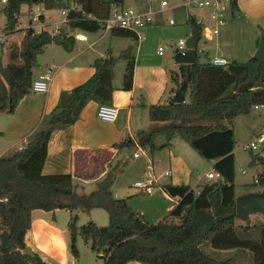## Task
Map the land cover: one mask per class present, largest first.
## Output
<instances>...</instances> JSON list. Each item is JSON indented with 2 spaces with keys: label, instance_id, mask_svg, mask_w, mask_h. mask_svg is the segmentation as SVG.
<instances>
[{
  "label": "trees",
  "instance_id": "obj_1",
  "mask_svg": "<svg viewBox=\"0 0 264 264\" xmlns=\"http://www.w3.org/2000/svg\"><path fill=\"white\" fill-rule=\"evenodd\" d=\"M67 22L56 34L48 30L35 31L24 28V36L17 52L11 54L13 62L4 65L0 57V114H12L20 100L30 92L38 56L49 44L71 51L75 44L74 30L86 33L102 31L94 18L107 16L112 6L124 0H67ZM43 4L46 9L60 8L62 0H6L1 11L5 16V29H16L22 5ZM68 3L65 5L67 6ZM236 7L232 3V9ZM89 15L91 17H89ZM43 18L42 15H39ZM186 25L191 35L202 38V26L188 16ZM112 35L131 37L134 32L115 28ZM202 51V50H201ZM204 57L208 52L202 51ZM117 59L125 60L122 88L132 86L134 55L128 46L114 57L110 51L97 57L92 63L93 74L70 91L52 112L43 118L39 127L23 144L22 149L0 157V264H47L40 256L24 253L25 234L30 228L34 209L69 212L67 230L69 249L78 258L77 237L90 244L102 264H234L231 258L216 259L206 254L201 245L217 250H248L252 264H264V223L237 224L235 216L234 154L236 146L234 130L222 123L239 115L248 114L255 105H264V60L251 56L245 62L230 61L225 65H213L210 59L196 58L191 64H179L173 73L174 83H187V95L182 103L171 100L166 104H154L148 108L151 121L168 122L149 133L143 148L153 153L170 145L174 137L186 142L207 161H214L213 169L222 180L197 184L195 192L189 184H165L163 189L170 196H179L168 214L157 223H148L144 216L133 210L129 198H113L111 185L115 173H107L97 188L88 195H76L70 173L43 174L47 144L53 130L73 124L88 101L110 104L113 91L114 65ZM250 82L244 92H238L241 84ZM159 135L166 142L155 145ZM133 142L126 138L115 143L119 149H131ZM251 151V150H249ZM254 162L262 167L254 185L264 186V156L256 153ZM101 208L108 213L107 225L99 226L89 220L78 225L77 212ZM179 218L178 223L168 217ZM258 233L257 239L242 238L238 232Z\"/></svg>",
  "mask_w": 264,
  "mask_h": 264
},
{
  "label": "crops",
  "instance_id": "obj_2",
  "mask_svg": "<svg viewBox=\"0 0 264 264\" xmlns=\"http://www.w3.org/2000/svg\"><path fill=\"white\" fill-rule=\"evenodd\" d=\"M124 1L131 4V0ZM41 5L43 6V4ZM235 5L236 7L230 11L223 26L229 25L233 29L241 17H244V19L259 28V32L256 33L254 38V43H252V52H255L260 38L264 37V0H236ZM1 8L2 6H0V11ZM27 8L29 11L34 8L37 10L36 5H27ZM42 9H44V12L53 10L46 9L44 6ZM1 12L0 27H5V16L1 15ZM44 12L39 10L34 14L42 15L43 18L40 19L49 24L48 28H50L51 23L47 21L48 18ZM170 16L156 17V23L147 27L144 30V34L150 31L149 37L154 35V37L159 39L167 38L171 33L170 29L175 27L177 23L175 20V24L170 25L166 21L167 17ZM24 28L21 21V27L16 28L10 33L6 43L0 44V57L4 65L13 62L11 54L17 52L25 33ZM187 28L190 31V28ZM221 31L220 29L218 35L212 40H206L202 37L198 41L197 47L200 48L198 49L207 51V49L212 48L208 43L215 41L217 44ZM72 33L75 37V44L71 51H66L61 46L55 44H49L45 47L43 53L38 56V67L34 69V77L39 72L49 73L50 80L47 91H30L20 100L12 114H0V139H2L0 141V157L12 153L19 146L23 145L39 127L43 118L49 115L62 99L68 98L71 89L87 80L93 74L92 63L95 58L105 56L107 51H110L114 57H118L120 52L128 46L133 47V39L131 37L112 35L111 31L86 33L74 30ZM183 33L186 34L185 31ZM77 34H82L84 40H78L76 38ZM143 40H134L136 42V45L133 47L134 70L130 89L122 88L123 74L126 66L125 60L120 59L124 61V64H122L123 67L119 66L118 70L117 61L114 65V77L112 81L114 89L110 104L118 109L116 118L114 120L98 118L97 108L99 103L92 100L88 101L82 108L79 118L73 124L52 131L47 144L42 173H70L74 193L76 195H88L97 188L98 183L107 173L114 172L115 178L111 185L112 197H128L129 204L133 210L141 213L148 223H157L168 214L173 205L180 199L179 196H170L166 193L162 188L163 185L189 184L195 192H198L196 186L201 181H214L206 178V173L214 170V161L205 160V162H202L203 160L201 159L203 158L177 136L170 141L169 146L156 149L153 153L143 148V144L149 133L162 126L171 125L168 122L151 121L148 115V108L150 105L166 104L170 100L172 101L178 83H174L171 76L173 73L178 72L179 65L170 58L167 52L164 51L163 54H158L159 46L153 54L149 53L145 46L141 44ZM216 44L213 47L215 49L217 48ZM213 57L224 58L221 55ZM117 72L119 77H116ZM259 109L262 108L255 110ZM259 115L261 116V114ZM239 117L240 115L233 120ZM229 127L233 128L235 134L236 124H231ZM261 132L262 130L257 131L255 135L259 137L263 136ZM249 133L252 134L254 132L249 131ZM253 136L250 139H255ZM126 138H129L133 142L132 148L129 149V152L132 150L131 157L127 155V149L114 147L115 143L122 142ZM165 142V136L159 135L154 143L156 146H160ZM135 153H138L137 157L134 156ZM235 153L234 148V173L236 172L237 164ZM263 153H260V155H263ZM141 157H143V163L146 167L143 169H141V164L134 163ZM195 163L198 166H203L205 165L204 163H207L208 168L202 175L198 176L193 168L197 167ZM248 163L259 165L252 160H249ZM255 169L256 174L252 176L253 183L261 173L262 167L260 169L255 167ZM134 171L137 172V175L139 173L143 175L145 178L144 183H152L153 190L150 194L136 190L131 191L129 187H122L117 183L120 175ZM166 171H169L168 175L165 174ZM241 172L243 173L244 169L241 168ZM136 181L139 180H135L134 182ZM236 182L235 173L236 197L258 192L263 188L259 187L255 190L249 189L245 193H237L238 187ZM244 183L242 182L238 185ZM75 184H78L83 191L77 192ZM60 210L65 209H55L54 211L32 210L30 228L25 234V244L47 264H76L75 261L77 259L71 255L68 247L69 233L67 227L65 225L62 228L57 225V213ZM95 210L96 208H92L89 211H85V213L96 223V218L94 217ZM96 215L98 216L99 214ZM252 215L256 217V225L264 223L259 219L262 215L260 213L250 214V223H252ZM100 217L104 219L103 214ZM168 220L169 222L178 223L180 219L169 216ZM236 223L239 225L245 222L237 219ZM238 233L243 238L245 236L247 238L251 234L252 236H256V238L258 237V233L254 234L253 230L248 234ZM236 250L240 251V254L248 256L250 260L252 259L251 253L248 250H217L210 245L206 246L205 253L218 252L223 254ZM232 260L235 264V260ZM126 264L141 263L129 261Z\"/></svg>",
  "mask_w": 264,
  "mask_h": 264
},
{
  "label": "rangeland",
  "instance_id": "obj_3",
  "mask_svg": "<svg viewBox=\"0 0 264 264\" xmlns=\"http://www.w3.org/2000/svg\"><path fill=\"white\" fill-rule=\"evenodd\" d=\"M168 2L172 5L177 0H168ZM68 3L67 6H65ZM131 4L133 6H136L138 8L144 9L146 7V4L144 3H137L136 1L131 0ZM158 0H153L152 6L157 7ZM3 4L0 2V6ZM37 6V10L34 8L31 11L28 10L27 5H22L21 10H20V15L18 16V22L22 21V24L24 27L27 24L28 17L35 15L37 11L44 12V9H42L41 4H34ZM68 6H73V4L67 0H62V5L60 8H55L51 10L50 12L45 11L44 13L47 16V21L51 23V26H54L55 22L59 21L62 18L61 11L62 9H66ZM1 12V11H0ZM199 13H202V11L197 12V16H199ZM1 15H4L1 12ZM172 16L176 21V26L172 27L171 33L167 38H156L154 35L152 37H149V32L145 34L146 36L144 37L145 40L141 41L142 46H145L147 51L151 54H153L158 46H162L164 48V51L167 52L172 60H174V49L177 46V41L179 38L182 39H187L188 37L191 36V32L188 30V26L186 25V14L183 8H176V9H165L161 13H158L156 17H166V16ZM1 25V23H0ZM65 27L62 26V28ZM220 29L221 34H220V39H217V44L215 41L209 42L208 45H210L212 48L207 49L206 52H208L207 57L201 58L202 61H207L210 58H212L215 55H221L223 56L228 62L230 61H238V62H245L247 61L251 56H253L254 52H252V43H254V38L256 36V33L259 32V28H257L255 25H253L250 21H247L244 19V17H241V19L238 21L236 27L231 29L229 25L226 26H221ZM50 30V28H48ZM186 32L184 34L183 32ZM261 32V30H260ZM100 33V32H99ZM215 37V36H214ZM213 37V38H214ZM159 39V41H158ZM212 40V39H211ZM201 43V42H200ZM159 44V45H158ZM217 45V48H213L214 45ZM133 47L136 45V42L133 40ZM201 46V45H200ZM199 48V47H198ZM200 49V48H199ZM198 49V50H199ZM0 53H1V48H0ZM124 61L118 59L117 60V70L118 67L121 66L123 67L122 64ZM122 69V68H121ZM116 77L118 76V72L116 73ZM261 114V116L259 115ZM222 123L231 126V124H236V131H235V140H236V146H235V155H236V180H237V193H245L249 189H257L259 186L252 184L253 183V178L252 176H255L256 174V169L255 167L260 169V165L256 164H251L248 163L249 160H253V155L258 153H263L264 152V141L260 145V148L254 151H247L243 148V144L249 142L250 138L255 137V139L259 138V136H256L255 133L257 131L262 130V135L264 137V108L255 110L252 108L248 114L240 115L239 118H236L235 120L231 121H222ZM249 131H252L254 133H249ZM1 137V136H0ZM2 139H0L1 141ZM182 144L185 145L183 141H181ZM186 146V145H185ZM146 149V148H145ZM132 150L129 152V149H127V155H130L131 157ZM197 156V155H196ZM200 158V157H198ZM202 158V157H201ZM200 158V159H201ZM136 160V159H134ZM202 162H205V159ZM135 164H141V169L146 168L145 164L143 163V157L137 159ZM197 163H195L196 165ZM205 165L203 166H198L193 167L195 172L197 173L198 176L202 175L206 170H207V163H204ZM241 168L244 169V172H241ZM137 172H126L123 175H120L118 178L117 183L122 186V187H129L131 191H134L137 189L131 185L135 180H139L142 182H145V178L141 173L138 175L136 174ZM203 182H208V180H203ZM245 182L244 184L238 185L239 183ZM249 182V183H246ZM131 186H129V185ZM75 190L77 192H82L83 190L80 189L78 184H75ZM85 193V192H84ZM78 214V225H83L87 223L89 220L92 218L86 214L85 212H77ZM96 214H99L98 216ZM104 216V219H102L100 216ZM254 214V213H252ZM52 215V214H51ZM94 217L96 218V224L99 226H104L108 224L109 217L108 213L106 210L101 209V208H96L94 211ZM260 221L264 222V216L261 215L259 217ZM69 221V212L66 210H60L57 213V225L59 227H67V223ZM256 217L255 215H252V223L255 224ZM254 234H257L256 230H253ZM241 235V234H239ZM246 237V236H245ZM244 237V238H245ZM243 238V237H242ZM247 238H252V239H257L256 236L248 235ZM209 245V242H204L201 245V249L205 252L206 251V246ZM68 247H69V235H68ZM77 248L79 252V256L77 259L76 264H102V259L98 258L97 254L91 250L90 244L85 243L81 236L77 237ZM240 251H230L228 253H210L208 255L216 258V259H225V258H232L235 260V264H251L252 259L246 255H242L239 253ZM81 254V255H80ZM72 255V254H71ZM73 256V255H72ZM233 261V260H232Z\"/></svg>",
  "mask_w": 264,
  "mask_h": 264
},
{
  "label": "built area",
  "instance_id": "obj_4",
  "mask_svg": "<svg viewBox=\"0 0 264 264\" xmlns=\"http://www.w3.org/2000/svg\"><path fill=\"white\" fill-rule=\"evenodd\" d=\"M6 0H0L2 4ZM137 3L146 4L144 9L133 6L132 4L122 3L118 6H112L107 16L103 18H94L96 22L101 27L102 31H111L115 28H121L129 30L135 33L137 40H143L145 37L144 30L156 23V15L161 13L165 9H176L183 8L186 14V19L188 16L193 15L195 17V22L201 24L202 26V37L206 40L213 39L214 36L218 35L220 27L226 23V19L230 11L232 10V3L236 0H177L174 4H170L168 0H158L157 7H153V0H134ZM202 11L197 16V12ZM67 12L68 8L62 9L61 14L62 18L55 22L54 26L50 27L48 30L49 24H46L43 20L40 19L38 14L30 16L28 18L25 28L30 27L35 31L39 32L40 30H48L51 34H56L62 26L67 22ZM89 17H91L89 15ZM166 21L173 25L175 24V19L173 17H167ZM21 27V21L17 22L15 28ZM10 31H7L5 27H0V44H4L8 41ZM76 38L78 40H84L82 34H77ZM186 39H178L177 46L174 49V54L176 52H185ZM164 48L162 46L158 47V54H163ZM210 63L213 65H225L227 60L221 57H212L210 58ZM49 73L48 72H39L33 78L30 91L32 92H46L49 85ZM264 105H255L254 108H263ZM118 114V109L112 104L102 103L98 105L97 116L100 119L104 120H114ZM264 141V137L260 136L257 139L250 140L249 142L243 145L245 150H257L260 148V145ZM23 145L18 147V150L22 149ZM135 157L138 156V153L134 154ZM264 156V153L263 155ZM166 175L169 174V171L165 172ZM206 178L209 180H222L221 175L215 171L211 170L206 173ZM257 182V179H255ZM133 186L137 189L138 192L145 194H150L153 190L152 183H144L142 181L134 182Z\"/></svg>",
  "mask_w": 264,
  "mask_h": 264
},
{
  "label": "water",
  "instance_id": "obj_5",
  "mask_svg": "<svg viewBox=\"0 0 264 264\" xmlns=\"http://www.w3.org/2000/svg\"><path fill=\"white\" fill-rule=\"evenodd\" d=\"M35 2V0H32ZM198 34H192L186 39L187 50L183 53L176 52L174 54V62L176 64H191L196 58H203L204 53L198 50ZM253 57L264 60V37L260 38L258 47L253 54ZM251 86L250 82L243 83L239 86L238 92H244ZM177 90L174 93L172 102L182 103L185 101L187 83L183 81L181 84L176 85ZM260 213L264 216V186L261 191L253 192L247 195L238 196L235 198V216L245 222V224H250V214ZM24 253L32 254V250L29 246H26L23 250Z\"/></svg>",
  "mask_w": 264,
  "mask_h": 264
}]
</instances>
